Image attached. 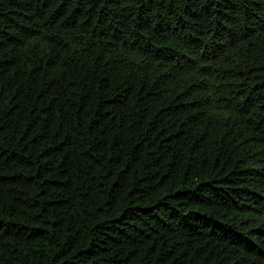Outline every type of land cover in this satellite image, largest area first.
<instances>
[{
	"label": "trees",
	"instance_id": "obj_1",
	"mask_svg": "<svg viewBox=\"0 0 264 264\" xmlns=\"http://www.w3.org/2000/svg\"><path fill=\"white\" fill-rule=\"evenodd\" d=\"M0 264H264V0H0Z\"/></svg>",
	"mask_w": 264,
	"mask_h": 264
}]
</instances>
